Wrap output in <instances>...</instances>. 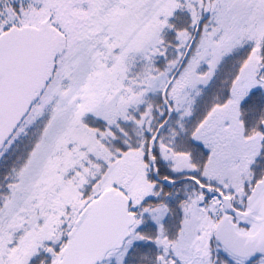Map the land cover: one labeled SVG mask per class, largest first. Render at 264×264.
I'll return each mask as SVG.
<instances>
[{
    "label": "snow or ice",
    "instance_id": "6c2138e0",
    "mask_svg": "<svg viewBox=\"0 0 264 264\" xmlns=\"http://www.w3.org/2000/svg\"><path fill=\"white\" fill-rule=\"evenodd\" d=\"M0 264H264V0H0Z\"/></svg>",
    "mask_w": 264,
    "mask_h": 264
}]
</instances>
